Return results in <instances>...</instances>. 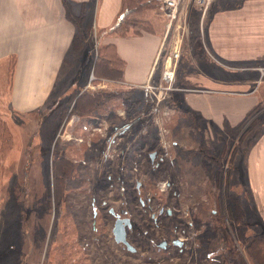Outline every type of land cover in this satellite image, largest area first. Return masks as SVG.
I'll return each instance as SVG.
<instances>
[{
  "label": "rangeland",
  "instance_id": "374dc122",
  "mask_svg": "<svg viewBox=\"0 0 264 264\" xmlns=\"http://www.w3.org/2000/svg\"><path fill=\"white\" fill-rule=\"evenodd\" d=\"M159 7L150 2L127 16L135 24L126 35L138 30L140 20L141 30H162L165 23L167 27L168 17ZM171 27L172 37L149 86L132 85L133 93L93 111L94 116L99 114L97 120L89 119L83 126L85 115L74 112V104L68 102L69 93L73 98L82 86L74 89L71 84L64 94L61 80L47 110L0 113L10 130L0 138V181L8 196L0 225V264H207V259H214L209 264H264V254L260 255L264 247L257 248L259 239L264 245V236L253 229L252 195L243 162L244 147L264 122V72L260 76L253 70L264 69V0H214L206 12L193 0H182ZM90 39L82 41L84 55L69 58V76L78 73L75 80L80 72L88 75L97 56L93 52L100 44ZM223 46L228 50L224 58L216 53ZM177 47L174 79L167 82L162 62L166 64ZM216 75L251 77L244 85L249 91L257 89L251 97L259 103L246 106L238 116L243 108L220 99L215 103L218 113L212 115L206 98L196 100L190 88L223 87L213 79ZM115 79L102 75L106 94L132 87ZM10 85L8 75L0 73V96L9 94ZM127 124L125 138H109ZM142 133L149 141L140 137ZM128 138L151 149L159 142L166 149L158 150V159L164 156L160 176L136 149L132 152L139 158L131 153L125 159L128 146L119 144ZM137 181L143 192L136 191ZM30 186L34 207L31 215L26 210L21 217L19 209L29 202L22 196ZM127 192L132 193V204ZM149 196L151 211L165 210L158 218L140 202ZM111 208L130 209L134 230L132 242L128 239L136 252L115 241V217H107ZM176 236L185 240L183 252L179 247L158 250L161 239Z\"/></svg>",
  "mask_w": 264,
  "mask_h": 264
},
{
  "label": "crops",
  "instance_id": "0c3cea01",
  "mask_svg": "<svg viewBox=\"0 0 264 264\" xmlns=\"http://www.w3.org/2000/svg\"><path fill=\"white\" fill-rule=\"evenodd\" d=\"M122 8L123 0H0V73H6L11 83L9 94L6 97L0 96V113L7 115L9 112L31 113L47 110L51 92L60 80L65 82L64 94L69 93L71 84L74 89H79L81 84V90L76 91L78 93L74 94L73 98L71 93L68 95V102L72 101V104L83 91H97L105 87V81L94 74L96 58L93 59L86 77L85 73L81 72L78 80H75L78 77L76 72L69 76L70 56L84 55L86 49L82 41L85 43V40L90 38L95 39L96 44H113L116 55L125 61L122 77H113L116 78L115 81L124 85L149 86L148 82H151L160 67V54L172 37L173 27L169 29L165 23L162 30L150 28L137 32L131 29L129 35H113L112 28L117 23ZM100 45L96 46V51ZM217 50L216 53L223 58L228 53L226 46ZM93 53L97 55V52ZM169 60L170 58L166 64L170 63ZM163 63L166 66L165 60L162 65ZM253 70L263 76L264 69ZM92 74L95 79L90 81ZM214 77V80L223 82V87H211L209 90L197 85L189 87L197 94L194 95L196 100L199 96L206 98V106L210 108L212 115L218 113L215 103L220 99L223 103L225 98H228L229 104L243 108L238 116L246 111V106L252 107L259 103V100L251 97L257 89H254L255 92L249 91L244 85L247 81H252L251 77ZM64 78L66 79L63 80ZM258 82L260 83V80ZM98 104L100 105V101ZM6 105H9V108H4ZM95 114L96 112L92 116L89 115L88 119L82 116L83 126L86 125L84 122H91L89 119L97 120L99 114L94 116ZM211 119V122L217 123ZM95 130L99 128L95 127ZM244 148L243 162L254 211L253 229L258 230L259 236H264V122L252 133ZM28 188L22 199L28 198L29 202L19 209L18 214L21 217L27 215L26 210H29L31 215L34 207L32 187ZM6 197L8 196L3 194L0 181V225L6 199L8 200ZM212 260L214 259H207V264Z\"/></svg>",
  "mask_w": 264,
  "mask_h": 264
},
{
  "label": "trees",
  "instance_id": "16d2710c",
  "mask_svg": "<svg viewBox=\"0 0 264 264\" xmlns=\"http://www.w3.org/2000/svg\"><path fill=\"white\" fill-rule=\"evenodd\" d=\"M150 2L158 5L160 4L161 0H140L138 4H135L134 2H130V0H123L122 11L118 17L117 23L112 28V32L115 31V33H117L118 35L126 36L127 30L131 28L132 23H134L132 22V20L131 21L128 20L127 16H129L133 12H136L137 9H139L141 5H144ZM137 25H141L138 28L135 27L138 29V30L136 29L137 31H140L141 27H143V21L141 20L138 21ZM145 29L149 30L150 27H146ZM124 64H125V61L121 57L116 55L115 46L113 44L108 43V44L98 46L96 64H95V70H94L95 75L102 77V75L105 74V75H110L111 77L121 78L122 77L121 75L123 73L122 68ZM117 73H119V75ZM132 89H134V87H130L127 89H113L115 91H112V93L110 94H106L104 92L106 90L103 88L97 91H90V90L83 91V93L78 97L77 101L74 103V108L76 110L75 111L73 110V111L88 117L96 109L104 107L107 103H109L111 99H115L119 101L122 98H125L127 95H129L130 90L132 92ZM99 101H100V105L98 104ZM9 131H10L9 125L6 123L4 118L0 117V138L4 139V137L6 136V132L10 133ZM259 240H260V243L257 246V248L260 249L261 251L264 245L261 244L262 239H259ZM263 254L264 253H260V255H263Z\"/></svg>",
  "mask_w": 264,
  "mask_h": 264
},
{
  "label": "flooded vegetation",
  "instance_id": "af4514ba",
  "mask_svg": "<svg viewBox=\"0 0 264 264\" xmlns=\"http://www.w3.org/2000/svg\"><path fill=\"white\" fill-rule=\"evenodd\" d=\"M129 126H130V124L128 125H125L124 127H122L121 128V130L118 132V134H116V135H114V137L111 135V136H109V138L110 139H114L115 138V136H117V135H120L121 137H124L125 138V136L124 135H127V132L129 131ZM132 135V134H131ZM131 135H130V139L132 140H134V137L132 136L131 137ZM140 137L142 138V139H144V141L146 142V141H149V139H145L146 137H148L147 135H145V134H143L142 133V135H140ZM128 138V142L127 143H124V144H119V145H124V146H128V152H127V154L125 155V159L126 158H130V156H132V154H133V158L135 159V156H137L138 158H139V156H140V154H141V158H142V160H143V162L145 163H147L149 160H150V162H151V164H152V166H153V171H152V173L155 175V176H160L161 175V173H159L160 172V169H161V167H163L161 164H163V162H164V156H162V157H160L159 159H158V156H159V154H158V150H160V151H162V150H166V149H164L163 148V146L159 143V142H155L154 143V145L156 146V148H154V149H151V148H149L145 143H134V141H131L130 139ZM114 141V140H113ZM117 141H115V143H116ZM117 145H118V143H117ZM134 149H136L135 151L136 152H140V154L139 153H133L132 151H134ZM147 149H148V151H147ZM132 153V154H131ZM152 154H154V155H152ZM145 158H148V160L147 161H144L145 160ZM155 165V166H154ZM137 184H136V186H135V188H136V191H140V192H143L142 191V188H141V181H137L136 182ZM169 184V183H168ZM128 194H131V197H128V200H131V204H132V193L131 192H127ZM144 193H145V191H144ZM152 198H151V196H149V197H147V200H145V201H143V200H141L140 202H141V204H143V205H145L144 206V208L143 209H145V211H151L152 209H153V205H152V203H150V200H151ZM129 206H131L130 204H129ZM111 209H113V211H111ZM110 209V212H111V214H107V217H111L112 215L115 217V221H116V219H117V217L118 216H120V217H128V218H130V221L132 220V218L130 217V216H128V214H130V209L128 210V208L126 209V210H120V211H117V210H115L114 208H111ZM136 210V209H135ZM159 211H158V214H156L155 213V211H151V213H152V217L153 218H158L159 217V215H162L164 212H165V210H164V208L163 207H161V208H159L158 209ZM137 211V210H136ZM166 212L168 213V214H171V209L170 208H168V209H166ZM95 214H96V212H95ZM134 229H133V222L131 221V227H128L127 228V239L129 238L130 239V234H131V232L133 231ZM128 239V240H129ZM175 240H179V241H181V244H178V243H175L174 241ZM130 241L132 242V240L130 239ZM129 241V242H130ZM130 242V243H131ZM163 242H164V244L165 245H163ZM119 244H123L124 245V247H126V245L124 244V243H119ZM132 244V243H131ZM185 244V240L184 239H182L181 237H175V238H172L171 240H167V239H161L158 243H157V248H158V250L160 251V250H162V249H167V248H170V247H179V249H181L182 250V252H183V245ZM133 245V244H132ZM155 245V244H154ZM134 246V245H133ZM127 248V247H126ZM135 248H136V250L134 251V252H136L137 251V247L135 246ZM129 250V249H128ZM130 251V250H129ZM131 252H133V251H131ZM205 259V258H204ZM207 259V258H206Z\"/></svg>",
  "mask_w": 264,
  "mask_h": 264
},
{
  "label": "built area",
  "instance_id": "2783aa9c",
  "mask_svg": "<svg viewBox=\"0 0 264 264\" xmlns=\"http://www.w3.org/2000/svg\"><path fill=\"white\" fill-rule=\"evenodd\" d=\"M182 0H161L160 3V9L162 12L165 13V15L168 17V26L169 29L171 28L174 20L178 17L179 7ZM214 0H193V3L197 8L202 11L206 12V9L212 4ZM180 54L179 47L175 48L173 51L172 57L170 56V63L166 64L164 68V78L167 82H171L174 79V65L172 62V59L174 57H178ZM95 79V76L92 74L90 81H93Z\"/></svg>",
  "mask_w": 264,
  "mask_h": 264
},
{
  "label": "water",
  "instance_id": "95a60500",
  "mask_svg": "<svg viewBox=\"0 0 264 264\" xmlns=\"http://www.w3.org/2000/svg\"><path fill=\"white\" fill-rule=\"evenodd\" d=\"M111 211H113V209H111ZM128 227H131L130 218L118 216L115 221L114 227H113L114 239L117 243H124L127 249L134 252L136 250L135 246H133L127 239V228ZM174 242L181 244V241L179 240H175ZM163 245H165L164 242H163Z\"/></svg>",
  "mask_w": 264,
  "mask_h": 264
}]
</instances>
